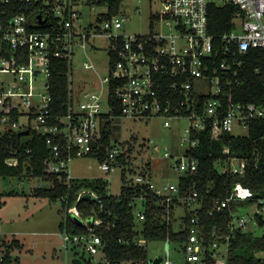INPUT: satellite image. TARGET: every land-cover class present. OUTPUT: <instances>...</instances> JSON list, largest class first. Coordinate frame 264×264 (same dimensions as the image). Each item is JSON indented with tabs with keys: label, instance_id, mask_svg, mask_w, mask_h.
Segmentation results:
<instances>
[{
	"label": "built area",
	"instance_id": "built-area-1",
	"mask_svg": "<svg viewBox=\"0 0 264 264\" xmlns=\"http://www.w3.org/2000/svg\"><path fill=\"white\" fill-rule=\"evenodd\" d=\"M160 1L167 8L158 16L169 31L126 35L119 32L125 17L119 13L104 17L109 12L107 4H103L107 5L106 12L83 26L82 13L77 8L93 4L87 0H0V125L3 127L0 130H37L44 135L51 154L48 170L58 174L69 187L77 180L71 174V162L82 156L99 162V169L106 177L98 179L107 182L108 195H111L108 190L112 172L134 174L123 185L139 186L142 190V194L134 195L129 202L138 225V222L143 225L146 219V191L157 198L155 203L162 208L161 221L168 228L173 223L176 231L187 229L181 218L185 217L188 205L193 212L191 225L187 238L179 241L184 249L183 264H229L233 237L238 234L264 237V194L258 195L241 182L230 188L223 182L219 189L225 192L215 198L208 211L209 216L218 217L217 224L206 231L199 209L204 196L217 185L215 181L209 182L203 195L200 181L191 179L200 167L199 158L191 150L198 147L204 132L213 138L224 134L243 138L254 127L263 133L252 141L248 151L246 146L234 151L226 145L213 167L221 176L239 178L264 169V64L254 69L249 66L250 51L264 49V0ZM211 3L233 4L238 8L233 13L234 26L230 31L220 34L209 31ZM38 16L41 19L36 21ZM77 20H80L78 25ZM101 39H105L100 48L108 55V73L100 77V87L89 84L80 91L73 83L76 50ZM65 60L71 71L70 105L66 114L56 115L50 77L55 63ZM84 66L93 68V63L85 61ZM251 74L259 80L254 81ZM5 75L12 78L8 80ZM41 82L45 94L37 91ZM117 117L137 121L159 117L168 128H172L173 119L190 122L181 137V145L189 141L187 151L170 162L171 168L179 172L177 180L157 185L150 168L134 160L133 153L127 158L128 163L120 162L121 155H128V144L112 143L106 157L98 158L102 139L108 135V122ZM154 148L159 149L157 145ZM165 157L169 159L171 154L166 151ZM17 158L9 157L6 162L18 166ZM47 182L49 187L51 181ZM40 187L45 186L37 188ZM85 194H90L100 209L104 207L103 198L94 190H81L70 207L67 196L61 198L67 202L66 209L73 219H80L87 226L84 233L63 231L65 248L72 244L88 252L91 258H97L98 264H112L106 256L103 236L96 230L104 224L99 211L83 216L78 208ZM138 202L141 209L136 211ZM179 208L183 209L182 214L178 213ZM143 230V226H137L133 237H119L118 242L147 246L150 240ZM164 241L165 256L161 257V264H178L172 255L170 236ZM260 252L262 256L255 257L252 264H264V250ZM88 261L91 263L90 258Z\"/></svg>",
	"mask_w": 264,
	"mask_h": 264
},
{
	"label": "rangeland",
	"instance_id": "rangeland-1",
	"mask_svg": "<svg viewBox=\"0 0 264 264\" xmlns=\"http://www.w3.org/2000/svg\"><path fill=\"white\" fill-rule=\"evenodd\" d=\"M166 8L160 0H123L119 15L125 17V21L119 32L126 35H142L159 30L168 32L169 29L158 16ZM77 9L82 13L81 24L87 26L95 22L99 14L107 11V5L82 4ZM79 22L77 20L76 24ZM103 40L105 39L90 41L87 46L76 50L73 83L80 91L89 84L100 87V77L108 73V55L104 48H100ZM85 61L92 62L93 68H85ZM5 77L8 80L12 78L11 75ZM42 82L39 83L37 91L45 94V90L40 87ZM111 123L112 143L128 144L132 148L134 160L141 162L143 166L146 163L157 185L177 180L179 172L171 168L170 162L187 151L189 141L181 145V137L185 134L184 127L190 125L188 120L173 119L172 128L166 127L163 119L159 117L147 121L117 117ZM0 129H3L1 125ZM154 145L159 149L155 150ZM166 151L171 154L169 159L165 157ZM71 174L78 180L89 181L106 177L99 169V162L87 156L75 158L71 162ZM133 177L134 174L129 171L112 172L108 191L119 196L124 181L129 183ZM47 185L48 182L43 179L0 176V264H73L74 258L81 259L82 264H88L89 258L92 264H98L97 258H91L88 252L75 248L72 244L69 249L65 248L61 224L69 211L61 199L53 200L36 195L35 189L38 186L48 187ZM138 203L136 211L141 209V204ZM178 213L182 214L183 209L179 208ZM138 223L142 226L141 222ZM175 227H178V222ZM165 243L160 239L150 240L146 246L148 258L126 264H153L154 258L165 256ZM170 243L173 257L178 264H183L185 256L182 245L178 241ZM6 253H9L11 260L8 262L4 259L6 262L2 263ZM254 256L260 257L262 252H256Z\"/></svg>",
	"mask_w": 264,
	"mask_h": 264
},
{
	"label": "trees",
	"instance_id": "trees-1",
	"mask_svg": "<svg viewBox=\"0 0 264 264\" xmlns=\"http://www.w3.org/2000/svg\"><path fill=\"white\" fill-rule=\"evenodd\" d=\"M123 0H87V3L107 4L109 9L108 13L104 16L118 14L120 12V5ZM238 8L233 4L225 6L211 3L209 6V31L213 34H220L230 31L233 24V13ZM264 49L260 48L252 50L249 53V66L254 69L257 66L264 64ZM71 74L69 62L58 61L53 66L50 77V90L54 101V114L64 115L68 111L70 105L69 100V76ZM254 81H258L256 75L251 74ZM253 87V86H252ZM252 88H250L251 90ZM114 101V95H111ZM252 99L260 101L257 97ZM116 114L119 115V105L115 101ZM108 135L102 139L101 147L99 149L100 160L106 157V152L109 149L112 141L110 139L111 121L108 122ZM8 131L3 132L0 130V176H19L28 178H37L51 181L49 187H40L35 189V193L41 197H49L53 200L61 199L67 196L68 206L70 207L77 199L78 194L83 189L96 191L104 200V207L100 209L99 205L92 199H87L84 196L81 198L78 208L83 216H89L93 210H98L100 216L104 220L103 226H97L96 230L99 231L106 243V256L112 264H125L128 262L144 261L148 258V251L146 246H134L122 244L118 242L119 237L131 238L135 234V228L139 226L133 215V208L129 202L136 194H142V190L137 187L122 186L119 196L107 194V182L102 179L89 181L76 180L69 187L58 174L52 173L48 170L50 161V151L46 143V137L37 130ZM263 131H258L251 127L249 135L243 138L235 137L231 134H224L219 138L211 137L209 132L201 134V140L197 148L191 150L192 154L197 156L200 160L199 172L196 173L191 179L200 181L201 190L206 188V185L215 181L217 185L210 194L204 196L201 201L202 207L199 209V214L205 225V230H211L217 224V216H209L208 211L213 207V201L216 197L222 196L225 192L224 189H219L223 182H226L227 188H230L236 182H241L244 185L251 187L258 195L264 194V169H260L253 174L248 173L246 177L239 178L238 176L225 177L221 176L213 167L216 158L222 155V149L228 145L232 150L236 151L241 146H246V151L251 147V143ZM126 154L121 155L120 162L128 163L127 158H131L132 148L129 146ZM18 157V166H10L6 160L9 157ZM94 156V155H91ZM191 181V180H190ZM189 183V181L187 182ZM219 184V186H218ZM227 190V189H226ZM146 196V219L144 224L143 234L149 240H165L170 236L172 241H183L187 238L189 233L188 228L191 225V217L193 212L189 210L188 205L185 207V217L181 218L187 223V229L184 231H176L173 229V223H170V228L166 223L161 221L159 215L162 208L155 203V198L151 191L144 192ZM67 206V202H63ZM1 205V201H0ZM113 223H116L113 225ZM63 231L73 233H84L87 231V226L74 220L70 213L67 214L65 221L61 224ZM17 245L19 242L17 241ZM264 250V237L257 238L250 234H238L233 237L231 248L229 251V264H252L255 263V252ZM9 253H6L1 260L2 263L10 261ZM4 259L6 261L4 262ZM91 264L90 261H87Z\"/></svg>",
	"mask_w": 264,
	"mask_h": 264
},
{
	"label": "water",
	"instance_id": "water-1",
	"mask_svg": "<svg viewBox=\"0 0 264 264\" xmlns=\"http://www.w3.org/2000/svg\"><path fill=\"white\" fill-rule=\"evenodd\" d=\"M41 19V16H38L36 21H39ZM25 133H29L28 130L25 131ZM85 198L90 199V194H85L84 195ZM79 223H82V221L80 219L77 220ZM73 264H82V260L79 258H74L72 261ZM153 264H161V257H156L152 260Z\"/></svg>",
	"mask_w": 264,
	"mask_h": 264
}]
</instances>
